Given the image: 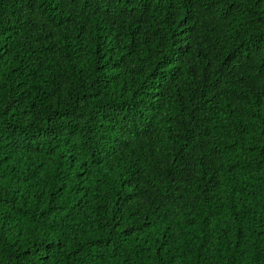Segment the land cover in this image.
Wrapping results in <instances>:
<instances>
[{
	"label": "trees",
	"instance_id": "1",
	"mask_svg": "<svg viewBox=\"0 0 264 264\" xmlns=\"http://www.w3.org/2000/svg\"><path fill=\"white\" fill-rule=\"evenodd\" d=\"M0 264H264V0H0Z\"/></svg>",
	"mask_w": 264,
	"mask_h": 264
}]
</instances>
